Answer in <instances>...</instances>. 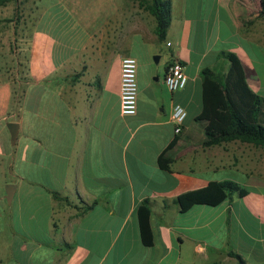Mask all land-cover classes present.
Masks as SVG:
<instances>
[{"label":"crops","instance_id":"0c3cea01","mask_svg":"<svg viewBox=\"0 0 264 264\" xmlns=\"http://www.w3.org/2000/svg\"><path fill=\"white\" fill-rule=\"evenodd\" d=\"M44 2L19 81L0 77V264H237L230 251L264 264V162L239 139L203 145L195 120L201 71L225 73L227 52L251 89H264L261 0H170L162 41L139 0ZM125 55L137 60L133 115L119 109ZM172 58L187 75L174 92L163 82ZM175 103L186 110L178 133ZM8 122L19 124L14 144ZM173 140L164 170L158 159ZM212 180H233L246 194L180 211L179 194ZM145 200L150 246L136 214Z\"/></svg>","mask_w":264,"mask_h":264},{"label":"trees","instance_id":"16d2710c","mask_svg":"<svg viewBox=\"0 0 264 264\" xmlns=\"http://www.w3.org/2000/svg\"><path fill=\"white\" fill-rule=\"evenodd\" d=\"M17 1L0 0V7ZM139 3L154 15L157 38L164 40L171 20L170 0H139ZM259 13L264 16V0H261ZM225 56L229 62L225 73L219 75L209 68L201 71L202 107L195 120L203 125V145L239 139L264 148V96L251 89L238 57L230 52ZM173 144L174 140L159 156V164L164 170H169L171 159L167 153ZM235 192L239 196L246 194V190L233 180H212L204 187L179 194L175 201L180 211L184 212L195 204L219 205ZM136 214L141 241L150 246L152 235L147 200L138 206ZM229 254L237 258V264H245L235 252L230 251Z\"/></svg>","mask_w":264,"mask_h":264},{"label":"rangeland","instance_id":"374dc122","mask_svg":"<svg viewBox=\"0 0 264 264\" xmlns=\"http://www.w3.org/2000/svg\"><path fill=\"white\" fill-rule=\"evenodd\" d=\"M45 0H18L16 3H9L6 6L0 7V77L14 80L18 82L20 79V71L26 65V56L29 47V40L33 30V23L38 8ZM45 6V2H44ZM151 62L154 66L159 63L162 64L164 57L158 61L154 59L158 53L151 54ZM160 61V62H159ZM144 60L139 62V70L144 73L146 70ZM264 80V74L262 73ZM264 96V89L260 92ZM244 148L250 149L253 154L261 156L262 163L264 162V148L258 147L254 144H245ZM245 150V151H246ZM252 154V159L255 161L252 166L258 167V156ZM259 158V157H258ZM259 173V171H255ZM264 173V172H262Z\"/></svg>","mask_w":264,"mask_h":264},{"label":"built area","instance_id":"2783aa9c","mask_svg":"<svg viewBox=\"0 0 264 264\" xmlns=\"http://www.w3.org/2000/svg\"><path fill=\"white\" fill-rule=\"evenodd\" d=\"M170 45V42L166 43ZM163 82L171 92L182 89L187 82V75L183 64L178 58H172L165 70ZM137 60L131 55H125L120 63L119 109L123 115H133L137 109ZM186 117L185 108L175 103L172 107V121L175 132H180V127Z\"/></svg>","mask_w":264,"mask_h":264},{"label":"water","instance_id":"95a60500","mask_svg":"<svg viewBox=\"0 0 264 264\" xmlns=\"http://www.w3.org/2000/svg\"><path fill=\"white\" fill-rule=\"evenodd\" d=\"M159 58L158 55L154 56V59L157 61ZM8 130H9V134H10V141L11 144L15 143L17 134H18V130H19V124L17 122H8L6 124ZM14 185L13 184H7L5 186V198L6 200L9 202L12 198L13 195V189H14Z\"/></svg>","mask_w":264,"mask_h":264}]
</instances>
